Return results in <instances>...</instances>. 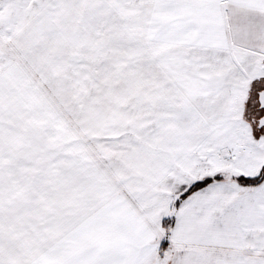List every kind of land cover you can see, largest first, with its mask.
Masks as SVG:
<instances>
[{"label":"snow or ice","instance_id":"1","mask_svg":"<svg viewBox=\"0 0 264 264\" xmlns=\"http://www.w3.org/2000/svg\"><path fill=\"white\" fill-rule=\"evenodd\" d=\"M0 264H264V0H0Z\"/></svg>","mask_w":264,"mask_h":264}]
</instances>
